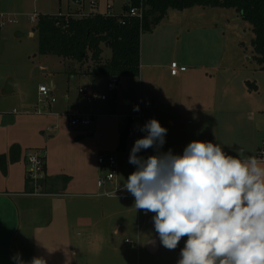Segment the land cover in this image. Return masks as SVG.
<instances>
[{
	"label": "crops",
	"instance_id": "obj_1",
	"mask_svg": "<svg viewBox=\"0 0 264 264\" xmlns=\"http://www.w3.org/2000/svg\"><path fill=\"white\" fill-rule=\"evenodd\" d=\"M150 39L142 41L140 76L125 80L127 86L146 87L145 98L142 93L137 101L135 92L126 82L121 85L120 78L119 89L108 100L88 105L80 89L92 85L104 92L109 77L92 74L90 61H61L54 73H69V87L54 103H40L39 88L37 100L32 102L24 94L9 91L5 80L0 81V155L8 156L7 172L0 168V264H16L13 257L17 254L24 264H136L134 255L131 258V254L106 245L104 230L108 224L113 226V233L118 232L123 222L115 216L125 215V199L135 200L124 187L136 170L130 167L129 156L134 142L146 135L140 128L152 118L167 129L159 152L171 150L178 155L194 140L212 142V116L216 114L224 125L222 149L229 155L252 156L264 162V155L259 156V150L264 149V138H260L264 134V99L253 97L246 87L247 93L243 87L232 88L223 96L212 93V74L206 72L212 71L210 63L173 75L171 63L179 60H170L155 46L151 50ZM103 53V62L112 57V51L106 58ZM51 83L55 90L54 81ZM13 85L16 90L19 83ZM135 106L138 111L133 110ZM243 108L256 112L257 118H245L250 121L245 123L239 117ZM84 110L94 114L93 124L71 127L67 114ZM189 116L196 122L186 128L184 120ZM128 124L127 146L121 150V134ZM14 144L21 148L15 162L9 158ZM35 149L46 151L48 181L44 195L28 192L25 157ZM106 152L116 156L119 173L110 185L98 188L97 181L104 174L98 157ZM144 152L147 158L157 154V149ZM121 154L129 155L126 161ZM108 187L125 191L120 202H104L105 192L111 191ZM144 239L149 255L161 252L162 243L154 228ZM180 258V253L169 257L167 264H177Z\"/></svg>",
	"mask_w": 264,
	"mask_h": 264
},
{
	"label": "rangeland",
	"instance_id": "obj_2",
	"mask_svg": "<svg viewBox=\"0 0 264 264\" xmlns=\"http://www.w3.org/2000/svg\"><path fill=\"white\" fill-rule=\"evenodd\" d=\"M127 2L128 0H100L98 2L85 0L83 12L85 14H105L110 4L114 14H121L123 5ZM76 9L78 6L73 0H0V13L11 14L17 20L16 23L0 28V81L5 80L9 91L24 94L34 102L37 100L39 86H49L51 81H54L56 98L67 92L69 73L66 75L54 73L55 70L60 69L59 64L63 58L55 54H40L36 28L38 20L31 21L30 15L34 13L39 15L68 14ZM32 32L34 35H31ZM254 37L250 23L244 20L234 8L194 6L185 10L169 9L159 24L152 25L149 30L143 31L141 45L142 41L151 38V50L152 46L162 49L170 60H179L180 65H185L190 70H195L193 68H197L196 66H200L201 63H210L208 66L212 71L206 72L212 74V93L217 91L218 95L223 96L222 94L230 89L240 87H243L246 92V87L253 97L262 100L264 99V70L260 69L253 57ZM103 49V56L109 57L111 49L105 45ZM66 65L68 67V64ZM8 76H11L8 79L9 83L7 82ZM126 79L128 78L121 77V85L125 84ZM247 81L256 84L257 89H250ZM13 82L19 83L16 90ZM105 83L103 80V86ZM127 87L135 92L136 101L142 93L145 98L147 93L145 86L142 89L128 84ZM104 92H107V88ZM239 117L243 118L245 123H250L249 120L244 119L252 117L255 119L257 113L245 109L244 113H239ZM194 122H196L195 119L189 116L185 118L184 125L186 128H191ZM223 126L221 117L218 119L214 114L212 116L213 144L222 145ZM224 135L226 136V133ZM260 138H264L263 133ZM182 154L183 152L178 155ZM137 155L146 156L144 150ZM128 156V154H121L124 161ZM132 166L136 169V165L130 164L131 168ZM121 167L124 168L123 165ZM107 184L110 185V182ZM109 187L108 190L111 189ZM124 193L125 191H121L115 196H105L104 202L118 203L121 200L119 197ZM134 201L125 199V204H123L127 207L125 215L115 216V220L120 217L123 222L118 232L113 233V226L105 225L106 245L117 247L121 253L131 254V258L134 255L136 264H167L169 257L181 252L187 237H182L184 241L179 242L174 250H169L162 245L159 254L149 255L144 249V236L150 228L155 230L153 216H140L138 209L134 207Z\"/></svg>",
	"mask_w": 264,
	"mask_h": 264
},
{
	"label": "clouds",
	"instance_id": "obj_3",
	"mask_svg": "<svg viewBox=\"0 0 264 264\" xmlns=\"http://www.w3.org/2000/svg\"><path fill=\"white\" fill-rule=\"evenodd\" d=\"M140 131L146 135L134 142L129 156L136 170L124 187L136 209L155 213V231L165 248L174 250L187 237L177 264H264V162L198 140L182 155L159 152L167 129L155 118ZM148 148L157 154L137 155ZM13 260L24 264L19 254Z\"/></svg>",
	"mask_w": 264,
	"mask_h": 264
},
{
	"label": "trees",
	"instance_id": "obj_4",
	"mask_svg": "<svg viewBox=\"0 0 264 264\" xmlns=\"http://www.w3.org/2000/svg\"><path fill=\"white\" fill-rule=\"evenodd\" d=\"M146 12L143 21L123 14L90 13L84 17L68 14H40L37 22L40 54H55L63 59H73L80 63L92 62L90 70L95 75H118L121 77L140 76L141 37L144 30L159 24L169 9L185 10L194 6L234 8L252 26L254 59L264 70V0H144ZM134 5L139 0H133ZM127 10V5L124 6ZM125 19V24L122 23ZM102 44L112 51V57L103 62ZM250 89L256 84L247 81ZM130 124L121 134L119 148L126 149ZM21 148L14 144L9 158L15 162L20 158ZM7 155H0V168L7 172ZM26 158V157H25ZM45 176L39 186L46 192L48 181L46 163ZM30 186H34L27 177Z\"/></svg>",
	"mask_w": 264,
	"mask_h": 264
},
{
	"label": "built area",
	"instance_id": "obj_5",
	"mask_svg": "<svg viewBox=\"0 0 264 264\" xmlns=\"http://www.w3.org/2000/svg\"><path fill=\"white\" fill-rule=\"evenodd\" d=\"M74 3L78 6V9L75 12H71L74 17H84L88 14L83 12V6L85 0H73ZM100 0H94L98 2ZM127 5V10H124V6ZM146 12V5L144 0H139L138 5L133 4V0H128L127 3L123 5V12L121 14L127 17H133L143 21ZM107 14L113 15L112 6L108 4ZM31 21L39 20V14L34 13L30 15ZM125 24V19L121 20ZM17 20L11 14L0 13V28L11 24L16 23ZM188 68L185 65H180L177 61L171 63V73L173 75H179ZM120 87V77L118 75H110L107 81V92L96 91L92 85H85L80 89L81 94L86 100L88 105L95 104L97 102L106 101L109 99L111 93H115ZM54 85L51 83L49 86L41 85L39 86V102L40 103H54L57 101L54 93ZM69 125L71 127H88L91 126L94 122V114L91 112L76 111L70 112L67 114ZM264 155V149L259 150V156ZM98 162L103 168L104 174L98 179L97 186L98 188H103L108 182H113L118 174V162L116 156L111 153H102L98 157ZM46 163V151L44 149H35L29 150L26 154V165L27 172L26 175L30 179V183L34 186L33 191L29 192L30 195H44L45 193L39 186V181L45 176L44 165ZM122 189H116L105 192L106 196H115ZM138 212L141 216H150L155 213L147 212L143 209H138ZM127 242L132 243V241L127 240Z\"/></svg>",
	"mask_w": 264,
	"mask_h": 264
}]
</instances>
